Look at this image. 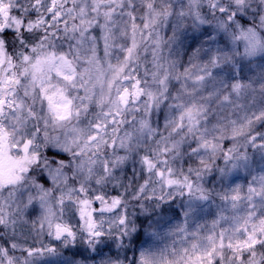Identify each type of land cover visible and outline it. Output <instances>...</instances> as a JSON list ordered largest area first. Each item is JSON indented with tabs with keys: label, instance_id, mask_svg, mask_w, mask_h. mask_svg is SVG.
<instances>
[{
	"label": "clouds",
	"instance_id": "9594fccd",
	"mask_svg": "<svg viewBox=\"0 0 264 264\" xmlns=\"http://www.w3.org/2000/svg\"><path fill=\"white\" fill-rule=\"evenodd\" d=\"M0 9V264H264V0Z\"/></svg>",
	"mask_w": 264,
	"mask_h": 264
},
{
	"label": "snow or ice",
	"instance_id": "6c2138e0",
	"mask_svg": "<svg viewBox=\"0 0 264 264\" xmlns=\"http://www.w3.org/2000/svg\"><path fill=\"white\" fill-rule=\"evenodd\" d=\"M0 11H2V9H0Z\"/></svg>",
	"mask_w": 264,
	"mask_h": 264
}]
</instances>
